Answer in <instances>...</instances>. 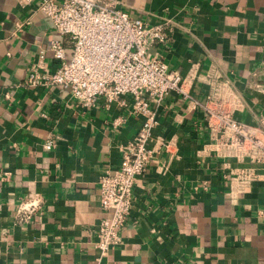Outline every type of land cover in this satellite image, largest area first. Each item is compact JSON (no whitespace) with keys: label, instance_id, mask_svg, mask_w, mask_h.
<instances>
[{"label":"crops","instance_id":"obj_1","mask_svg":"<svg viewBox=\"0 0 264 264\" xmlns=\"http://www.w3.org/2000/svg\"><path fill=\"white\" fill-rule=\"evenodd\" d=\"M108 1L145 25L162 22L167 38L147 52L187 80L190 97L225 81L232 116L264 137V0ZM51 39L70 55L47 14L0 0V264H264V165L221 153L202 110L174 89L149 100L151 151L119 242L98 253L95 224L108 210L97 179L118 166L141 115L128 94L81 105L60 84H24L30 65H57ZM33 196L38 207L18 220L20 200Z\"/></svg>","mask_w":264,"mask_h":264},{"label":"built area","instance_id":"obj_2","mask_svg":"<svg viewBox=\"0 0 264 264\" xmlns=\"http://www.w3.org/2000/svg\"><path fill=\"white\" fill-rule=\"evenodd\" d=\"M32 4L47 14L54 28L65 34L71 44L65 59L63 44L49 41L57 65L48 70L34 64L26 71L24 84H60L70 90L81 105L91 104L97 95L107 100L124 102L129 95L132 111L141 115L132 138L123 147L117 167L105 170L97 179L98 201L108 213L95 224L94 246L100 255L119 242V230L132 201L135 176L139 174L150 154L147 141L156 119L149 100L159 101L169 90H178L189 97L191 106L199 107L210 134L220 145L221 153L246 157L264 165V137L255 135L232 113L238 101L231 87L222 80L208 79L209 88L200 97H190L183 88L187 81L156 53L147 47L153 42H165L167 35L162 22L145 25L140 18L111 4L108 0H16ZM23 21H18L20 28ZM49 137L45 149L53 145ZM242 176L249 170H240ZM36 196L20 200L16 217L27 220L38 207Z\"/></svg>","mask_w":264,"mask_h":264},{"label":"rangeland","instance_id":"obj_3","mask_svg":"<svg viewBox=\"0 0 264 264\" xmlns=\"http://www.w3.org/2000/svg\"><path fill=\"white\" fill-rule=\"evenodd\" d=\"M64 57H65V59H68V57H69V52H67V51H66V53H65V56H64Z\"/></svg>","mask_w":264,"mask_h":264}]
</instances>
